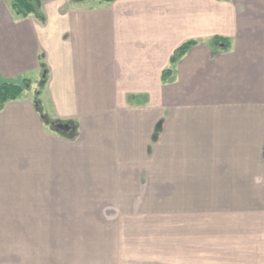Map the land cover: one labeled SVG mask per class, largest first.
Wrapping results in <instances>:
<instances>
[{"label": "crops", "instance_id": "1", "mask_svg": "<svg viewBox=\"0 0 264 264\" xmlns=\"http://www.w3.org/2000/svg\"><path fill=\"white\" fill-rule=\"evenodd\" d=\"M10 2L0 264H264V0Z\"/></svg>", "mask_w": 264, "mask_h": 264}, {"label": "trees", "instance_id": "2", "mask_svg": "<svg viewBox=\"0 0 264 264\" xmlns=\"http://www.w3.org/2000/svg\"><path fill=\"white\" fill-rule=\"evenodd\" d=\"M111 1V0H104ZM10 7L16 14L25 13H39L40 12V0H11ZM224 40V47H227L229 40L220 35H214L211 37L210 42L217 44L219 41ZM191 41L187 40L179 44L171 53L168 64L161 69L160 78L162 80L167 79L172 71V64L181 57L189 48ZM45 84V79L42 78L39 81L38 87L35 88V93L38 95L41 88ZM31 82L27 77H22L19 80L3 79L0 80V108L9 100L19 98L24 89L30 88ZM36 105H40V102L36 99Z\"/></svg>", "mask_w": 264, "mask_h": 264}, {"label": "rangeland", "instance_id": "3", "mask_svg": "<svg viewBox=\"0 0 264 264\" xmlns=\"http://www.w3.org/2000/svg\"><path fill=\"white\" fill-rule=\"evenodd\" d=\"M42 101H44V100H42ZM44 105H45V103H44ZM38 111L40 112L41 116L44 117V119H46L48 121L47 126H49V124H50L51 129L56 131V133H58L62 136L65 135V136L75 137V135L77 133V127H78L76 119L58 118L55 115L50 114L49 110H47L46 107L38 109ZM152 143H153V140H152ZM148 157H150V156H148ZM150 160H152V162H153V160H155V157L151 156Z\"/></svg>", "mask_w": 264, "mask_h": 264}]
</instances>
